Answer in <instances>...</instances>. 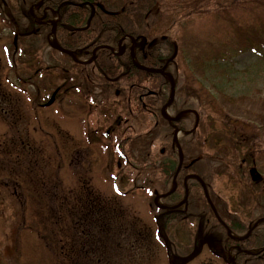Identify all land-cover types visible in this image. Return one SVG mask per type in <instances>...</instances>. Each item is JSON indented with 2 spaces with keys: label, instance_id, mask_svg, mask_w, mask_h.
Here are the masks:
<instances>
[{
  "label": "rangeland",
  "instance_id": "374dc122",
  "mask_svg": "<svg viewBox=\"0 0 264 264\" xmlns=\"http://www.w3.org/2000/svg\"><path fill=\"white\" fill-rule=\"evenodd\" d=\"M109 1L115 10L120 9L129 1H133L134 5L129 10L131 18L134 19V22H139V17L136 14L138 12L141 15L142 22L145 24L143 28L150 38L159 37L160 34L165 33L164 37H169V41L173 44L175 42L178 47V55L175 62L168 66V69L173 74L175 73L178 86L185 84L194 91L195 96H190L187 99L186 107L195 109L200 115L201 125L196 132L195 140L196 152L201 151L205 156L206 187L210 193H214L219 205H225L230 213L236 214L239 218L257 216L259 212L256 209H251L252 205L249 202L252 199L248 193L253 189L256 190L257 194L254 196V200L264 206V170L259 163L257 170L263 177L262 183L257 187H252L249 178L241 172L238 165L240 159L247 154L245 151L251 149L254 142H258L256 151H264V136L261 135L260 130L258 139L251 136L252 126L249 125V131L241 129L244 136L242 139L241 137L238 139L239 143L235 154L232 150L233 147L228 144L227 138H224V134H222L225 133V137H227L228 130H225L223 124L226 119L221 117L220 112L213 105L212 98L217 94V91L222 90L226 94L245 97L252 96L256 87L264 90V49L261 50L262 54L259 56L250 52L234 56L231 61H228L230 67L224 65L222 61L218 64L209 63L205 68L206 75L203 77L195 75L196 72H192L190 64L193 60V49L199 40L217 41V38L211 37L216 31L226 32L228 40L231 34L234 36L237 33L236 27L243 29L253 23L255 11L251 9L249 12L242 13V10L239 9H225L230 18L237 21L231 25L229 19L222 20L220 16L210 10L204 14L193 12L188 8L191 0H157L155 7L150 8L146 7L145 2L140 5L137 0ZM136 2L137 5H135ZM166 2H171L173 10L177 7L176 12L172 14L177 18L176 24L172 25L170 29L159 24L160 12L165 8ZM253 5L254 2L251 6ZM139 7H142L143 10L142 8L138 10ZM157 7L161 9H159L160 12H157ZM146 11L149 12L145 20ZM1 13L3 19H10L3 12ZM155 13L159 14L155 16ZM157 17L159 18L157 19ZM19 21L21 27L27 26L25 17L22 16ZM14 31L13 25L5 24L0 16V88L5 93V98H10L6 104L0 102V264H63L64 260L62 256H59L60 248L62 251L63 248L65 249L63 247L65 242L71 243L64 228L68 222L66 210L62 212L63 230H60V227L53 229L56 238L59 237L57 239L58 246L50 241L51 238H54L51 229L37 220L36 212L41 210L47 215L45 208L42 207L59 203L49 201L51 195L49 193L58 190L65 198L69 193L77 195L69 191L77 190L79 182L87 183L88 187L93 188L103 198H112L118 202L124 211H128L130 215L128 218L131 221L136 220V230L142 231V240L135 241L133 245L129 244L123 252L124 254L120 258H115V264H169L164 244L156 238L157 229L151 206V189L145 188L141 192H136L139 190L133 189L135 187L131 186L127 179L128 175L126 176L125 173L120 178L118 185L121 190H128L127 194L122 196L121 193L114 192L110 169L111 157L108 158V154L112 152L109 148L110 141L106 140L103 146L93 143L94 139H98L91 131L96 128L95 123L99 124L98 120L94 118L95 115L94 117L90 116V120L88 118L89 129L87 127L85 132L84 127L82 125L80 127L78 124L83 120L82 115L85 113V108L83 105L76 107L78 100L73 92H70L69 96L67 93L65 96L63 93H58L53 104L46 108L43 107L46 97L50 96V93L58 85H63L61 71L64 65L68 64L67 60L46 47L37 49L35 57L31 59L29 55L34 54L35 51L32 48H26L31 45L41 46V41L38 38L25 39L24 43L16 41L15 45H20L29 53L27 56L17 57L20 53H15L12 50V45L15 42ZM186 32L189 34H184ZM182 42H190L191 47L182 45ZM160 45L161 51L166 55L168 53L167 44ZM6 47L9 49V55ZM45 69L47 71H44ZM251 71L255 72L254 76L251 75ZM39 72L42 75L38 78L36 76L30 81L31 83L35 82V85H21L25 78L35 73L39 74ZM52 75L58 81L54 80L53 88L45 90L46 86L49 87L48 77ZM229 76H231V80L225 81ZM255 97L264 99V95H255ZM183 100L180 94L176 95L178 105L182 104ZM3 105L12 108L10 116L2 114ZM192 122L193 119H191ZM103 123L101 122V124ZM232 126L236 127L237 124L232 122L227 125V128L230 129ZM136 129L141 130V127L138 126ZM104 130L106 131V127ZM204 130L205 134H203ZM16 137L19 142L28 141V146L32 145L34 148L32 164L34 168L44 169L40 175L33 172L29 177L27 170L31 159L30 157L28 159L26 153L23 154L20 147L6 149L7 144ZM213 144L215 147L212 148ZM100 146L104 149L103 153L99 151ZM156 146L158 147V144ZM133 154L136 158L140 157L138 150H134ZM198 167L199 165L193 168V173H198L203 177V173L195 170ZM30 178H32V182ZM141 184L140 181L136 182V185ZM43 195L44 200H39ZM246 198L250 199L246 200ZM245 203H249L250 207L247 209L246 215L240 213L242 207L246 206ZM202 208V204L199 203V209ZM219 212L222 214L220 208ZM171 221L169 220V222ZM209 222L215 230H218V235L222 236L221 228L209 213H204L202 216V225L196 219L192 222L185 220L166 224L168 226H165L164 234L171 239L170 245L176 258L186 256L192 245L190 239L197 237L200 229L204 231V223L208 224ZM145 226L146 232L150 233L148 235L150 237L152 235L149 238L150 244L145 233ZM208 231L210 232V230ZM221 239L224 238L221 237ZM190 264L225 263L203 252Z\"/></svg>",
  "mask_w": 264,
  "mask_h": 264
},
{
  "label": "trees",
  "instance_id": "16d2710c",
  "mask_svg": "<svg viewBox=\"0 0 264 264\" xmlns=\"http://www.w3.org/2000/svg\"><path fill=\"white\" fill-rule=\"evenodd\" d=\"M38 1L39 0H30V2L33 4H36ZM137 1H139L140 5L142 2H145L149 8L153 7L155 2H157V0ZM211 1H213V3H211ZM55 2L58 4L62 2V5L70 7L76 14L74 22H69L68 24L59 26L57 28L56 36L59 44L63 48L76 49V52L83 53L89 44L90 47L88 50L90 51L92 50L91 48L96 45H115L117 44L119 38L127 32L126 29L122 32L120 30V27L124 28V22L122 20L124 12H122L120 15L108 16L107 14L101 12L99 8H95L97 14L92 19L89 28L81 31V35L78 38H74L73 42L70 43L61 36V34L65 33L66 31L65 26L72 25L73 27H78L81 23L86 25L90 9H86L85 6L83 8L77 6L71 7L70 5H66L69 1L63 0H44L42 6L39 9L43 10L47 4L58 6L55 4ZM253 2L254 5L251 6ZM95 3H100V1L94 0L92 2L93 5H95ZM135 5H137V2ZM171 5V2H166L165 8L161 10L162 18L159 24L167 29H170L172 25H175L177 20L175 16H172V14L176 12L177 7L173 10ZM141 8L142 7H139L138 10ZM188 8L199 14H204L207 12V10H210L212 13L220 16L222 20H224V18L229 19V23L231 25H234L237 21L230 18L228 13L225 12V9H239L242 10V13L249 12L251 9L255 11L253 23L250 24L249 27L243 29L236 27L235 29L237 30V33H235L234 36L231 34L228 40L226 32L223 33L222 31H216L211 37L217 38V41L206 39L199 40L196 43L197 45L194 47L192 53L193 60L190 63L192 66V72H196V74L194 73L195 75L200 77L206 75L205 68L209 63L218 64V62L221 61L227 62V60L233 59L236 55L247 53L249 51L254 52V50L261 51L264 49V0H191ZM67 30L71 31L70 29ZM131 32L132 35H137V32L139 31H136L133 28ZM184 34H189V32ZM162 35H165V33H162ZM163 39V36H159L156 40V43L152 44L151 46H149L148 43L144 45V48H138L136 52V59L142 66L163 68L165 63H167L168 60L173 57L175 50L172 47V42L169 41V38H166V40ZM167 43L170 45V48L167 49L168 53L165 55L161 51L160 44ZM182 45L191 47L190 42H182ZM80 49H82L81 52H79ZM104 54L109 53L106 50H103L91 67L72 63L70 73L73 75L74 82L73 79H71V83H67V87L70 89H78V91H84L87 95V99L91 98L94 100L89 104H94L96 101L95 96L92 95V90L95 86H101L105 93H110L109 97H103L98 102L102 107V111L105 110L107 105H110L109 98L114 95V92L116 90H121L120 93H123L122 97L126 99L124 103L129 107L127 114L131 121H134L137 118L136 115L139 116V114L144 111L142 107L140 108L142 104L140 97L143 98L145 95H147L148 104L153 107H158L167 101V92L170 89L169 83L160 75L150 74L132 66L129 51L127 54L116 58H104ZM223 64L229 67L227 63ZM94 70L95 72H93ZM102 73H104L106 76H109L110 78L118 77V81L121 79L124 82L125 87H121L119 85L120 82L118 81L117 83H110L106 81ZM250 73L252 76H254L255 72L251 71ZM66 77L69 79L68 75H66ZM178 90L181 97H183L185 100L188 99L190 95L194 94L193 89L186 86L185 84L183 86H179ZM263 93L264 90L256 87L254 95L261 96L264 95ZM4 98L5 93L3 92L2 88H0V102L6 104L10 101L9 97L5 99ZM212 99L214 102L213 105L220 112L221 117H225L226 119V122L223 124L225 126V130H228L227 137H225V133L222 134H224V138H227L228 144L233 147L232 149L236 150L237 143H239L238 139L240 137L242 139L243 136V133L237 130L240 127V122H246V124L251 126L252 124H258L261 135L264 136V99L256 98L255 96L245 97L243 95H230L223 92V90L217 91V94ZM152 111H154L153 114L155 116L158 115L157 119L159 122L157 124V128L159 129L157 130L162 131L161 128L166 126L167 131H169L170 128L161 118L159 109L154 108ZM2 114L10 116L12 114V108L10 106L6 105L5 107L3 105ZM232 122H235L237 126H232L230 129L227 128V125L231 124ZM155 137H157L156 132L153 137L149 138L150 141L154 142L156 140ZM14 145L15 142H12L11 148ZM129 145H131L132 148L130 149V154H132V150H134L135 145L138 146L136 149L140 152V137L131 136L127 146ZM183 147L185 152L188 153L189 150L186 149L187 146L183 145ZM211 147H215V144H213ZM20 149L23 151V154L26 153V155L31 159L28 168L29 173L35 172L36 174L40 175V172L44 169L33 167L32 148H30L26 142L25 144L22 143V147ZM256 149H258L257 146H255V150ZM223 151L225 152L227 150ZM258 154L261 156L260 162L258 159V163H260L263 168V152H259ZM200 155L201 152L197 156ZM129 156L132 155L127 156V161H125L124 166L130 168V172L134 174V181L140 178V174L143 173V182L151 189V195L154 193V189H157L156 193L159 194H164L169 190L176 169L175 161L164 160L160 165L154 158H150L148 161L147 159H143V155L139 158H132ZM159 171H163V176L158 178ZM217 172L222 174L220 171ZM121 173V170L118 171L117 177H119ZM38 175H36V177H38ZM185 176V171L182 170L179 172L176 179L177 188L170 195L164 198V204L167 206L177 205L185 198L186 188L189 191L188 212L191 213L190 216L194 218H200V216H203L204 213H209L212 217H214L212 210L205 200L200 183L196 180H193L185 185ZM200 178L204 180L203 177L200 176ZM60 191L62 192V190ZM69 192H74L77 195L69 193L68 197L65 198V196L60 194L58 190L54 193H49L51 194L49 196V201L59 203L51 204L50 206L49 204L43 206L42 208H45L47 215L41 210L36 212L37 220L39 222H43L46 227L51 229L54 238H51L50 241L56 243L58 246L59 241H57V239L59 237L56 238L53 229L54 227H60V230H63V226L61 224L62 212L66 210L68 222L64 228L71 243L68 244L65 242L63 244L65 249L63 248L62 251L60 248L59 256H62L64 260L62 261L63 264H114L115 258L121 257L129 244L133 245L135 241L142 240V231L136 230V220L131 221L128 218L130 216L128 211H124L122 209L123 207L112 198H103L99 193L95 192L93 188L88 187L87 183L85 182H79L77 184V190L75 189ZM210 194L211 199L217 208L219 203H217L215 195L212 193ZM255 194L256 193H253V199H255ZM44 195L41 196L39 200H44ZM199 203L202 204V209H199ZM183 208L184 207H181V209ZM259 209L261 211L260 217H264V206L259 205ZM221 210L222 214H219L218 212V215L223 220H225V217L229 220L228 226L232 232L237 231L243 233L247 231V227L240 225V222L236 216L226 214L225 206H223ZM174 212L176 211L164 212L159 209L155 210L157 217L156 220L158 221V224L156 223V225L159 226L162 232H164L165 224L161 218L164 215ZM49 222L50 224H48ZM146 229L147 228L145 226V233L149 240L152 235L150 237L148 235L150 233L146 232ZM223 232L225 234L226 230L224 229ZM255 234H258V236H255ZM244 243L246 244V249L261 251L262 248H264V223H262L258 229L252 232Z\"/></svg>",
  "mask_w": 264,
  "mask_h": 264
},
{
  "label": "flooded vegetation",
  "instance_id": "af4514ba",
  "mask_svg": "<svg viewBox=\"0 0 264 264\" xmlns=\"http://www.w3.org/2000/svg\"><path fill=\"white\" fill-rule=\"evenodd\" d=\"M58 1H62V0H58ZM63 1H69L68 4H66V5H70L71 7H76L77 6V7L83 8L85 6L86 9H88L92 5V2L94 0H92V1L91 0H63ZM78 1H80V2H78ZM23 3L24 4H27V3L30 4V0H23ZM55 4H57L58 6H54V5L52 6V5L47 4L45 9L46 10H50L51 12H56V13L59 14V16H60V21H59V24H58L59 26H63V25H66L69 22H74L75 21L76 14L73 12V10L70 7H66V6L62 5V2L59 3V4L57 2H55ZM64 8H67V9H64ZM47 16L48 15H46V17H44V18L42 16L41 17V21L39 22V24L47 25V24H45L46 20L48 19ZM28 25H29V23H28ZM58 25H57V27H58ZM57 27H56V32H57ZM65 28H70V26H65ZM62 37L67 41V40L71 39L70 37H73V34H68V33L65 32V33L62 34ZM122 49L124 50V53H125L126 46L122 47ZM107 57H109V56H107ZM115 96L118 97L117 101L119 103L118 105H114L113 106L114 110L118 113V115L116 117V119H117L116 120V125L113 126L112 128H110L108 130L107 134L110 135V132H112L113 137L115 138L117 136L119 141H120V143L117 142L115 144L117 147L115 145H113V147H112V149H113L112 156L113 157L117 156L118 161H119V162H114L113 161L112 167L115 168L116 170H119V169L121 170L122 169L121 162H122V160H125V157L123 156V154L125 153L126 157H127V154L129 155L128 149L126 150V141H127V131L131 128V126L128 125V123L130 122L129 119H128V114H127L128 111H129V107L124 104V100L122 99V96L120 95V91H116ZM140 101H142V104H141L140 108L142 107V109L144 111H142L139 114V116L136 115V117H137L136 121H134L133 123H134V125L141 127V130H140L141 134H138V135L140 136V140H141V142H142V144L144 146V149L142 150L141 153H143V159L146 160L150 156L149 150L152 149V142L149 139V133L153 129V126H152V128L148 127V124H149L150 120L152 119V117L153 118H155V117L157 118L158 115L155 116L153 114L154 111H152V109H154V107L148 104V96L147 95H145L143 98L140 97ZM180 111H182L180 108L179 109H177V108L176 109H172L170 115L172 117H175V116H177V114ZM136 114H137V111H136ZM191 115L192 114H188V115L184 116L182 120L173 123L172 126L180 128V126H185L186 124H189L190 119H193V117H191ZM158 122H155L154 126H157ZM167 126L172 128V126L169 123H168ZM149 128H151V129H149ZM155 129H159V128H155ZM161 129H162V131H160V130H156L155 131L156 134H157V137H155V138H157L158 141H160V142H158V144L162 147L164 142L166 140L168 141V139L171 138V136L168 135L166 126H164ZM155 132H151L150 135L153 137ZM171 132H172V130H171ZM172 134H173V132H172ZM188 146H189V150H193L195 148L193 141H189L188 142ZM116 149L119 151V153L115 152ZM156 158L160 160L158 162L160 165L162 164V162L164 160H166V161L175 160L176 159V153L172 149V143L171 142L169 143V141H168V144H166L165 147L160 149V151H159V153H158ZM190 158L191 157L188 155L187 159L189 160ZM190 170H191V167H188V170L185 168V173L187 171H190ZM189 174L190 173H188L186 175L188 176ZM161 181H163V180H161ZM209 244L213 248V250L217 251L221 255H223L227 250H229L228 247H227V242H224V241L219 242V245H218V247H220L219 249H216L217 248V246H216L217 240L214 239L213 243L209 242ZM235 247H236V245H232L230 247V249L235 248ZM204 250L208 251L207 246L203 247L202 252ZM242 252H244V251L242 250ZM246 263H248V262L246 261Z\"/></svg>",
  "mask_w": 264,
  "mask_h": 264
},
{
  "label": "water",
  "instance_id": "95a60500",
  "mask_svg": "<svg viewBox=\"0 0 264 264\" xmlns=\"http://www.w3.org/2000/svg\"><path fill=\"white\" fill-rule=\"evenodd\" d=\"M54 47H55L56 49H58V50H61V49H59V47L56 46V45H55ZM61 51H62V50H61ZM64 52L69 54V52H67V51H64ZM135 65H136L137 68H139V69H141V70H145V71L153 72V73H158V74L164 75L165 77H167V78L169 79L170 84H171V94H170L169 100H168V102L166 103V105L164 106V108H166L168 105H170V103L173 101L174 94H175V82H174V80H173V77H172L170 74H165L163 71L158 70V69H150V68H145V67L139 66V65H137V64H135ZM166 118H167V117H166ZM182 158H183V157H182V153H181V151H180V162H182ZM206 198H207L208 202L211 204V202H210L209 197L207 196V194H206ZM211 206H212V205H211ZM212 209H213V207H212ZM213 210H214V209H213ZM214 212H215V210H214ZM258 223H259V222H257V223L255 224L254 227H256V226L258 225ZM199 252H200V249H199L197 252H194L189 258H187V259L185 260V262L190 261L193 257H195L196 255H198Z\"/></svg>",
  "mask_w": 264,
  "mask_h": 264
}]
</instances>
